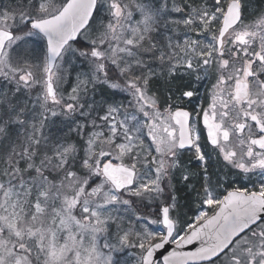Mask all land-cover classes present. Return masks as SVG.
<instances>
[{
    "label": "snow or ice",
    "instance_id": "6c2138e0",
    "mask_svg": "<svg viewBox=\"0 0 264 264\" xmlns=\"http://www.w3.org/2000/svg\"><path fill=\"white\" fill-rule=\"evenodd\" d=\"M0 264H264V0L0 5Z\"/></svg>",
    "mask_w": 264,
    "mask_h": 264
},
{
    "label": "water",
    "instance_id": "95a60500",
    "mask_svg": "<svg viewBox=\"0 0 264 264\" xmlns=\"http://www.w3.org/2000/svg\"><path fill=\"white\" fill-rule=\"evenodd\" d=\"M171 249H172V246L171 245H167L166 246V249L158 250V252H157V258H162V255L163 254H167V251H171Z\"/></svg>",
    "mask_w": 264,
    "mask_h": 264
},
{
    "label": "rangeland",
    "instance_id": "374dc122",
    "mask_svg": "<svg viewBox=\"0 0 264 264\" xmlns=\"http://www.w3.org/2000/svg\"><path fill=\"white\" fill-rule=\"evenodd\" d=\"M7 1H8V0H7ZM2 2H3V1L0 0V5H3ZM179 195H181V196H186L187 194H186L185 192L182 191L181 193H179ZM154 227L158 229V228H160L161 226H154ZM129 260H131V257H129Z\"/></svg>",
    "mask_w": 264,
    "mask_h": 264
},
{
    "label": "trees",
    "instance_id": "16d2710c",
    "mask_svg": "<svg viewBox=\"0 0 264 264\" xmlns=\"http://www.w3.org/2000/svg\"><path fill=\"white\" fill-rule=\"evenodd\" d=\"M255 3H256L258 6H261V4H262V0H255Z\"/></svg>",
    "mask_w": 264,
    "mask_h": 264
}]
</instances>
